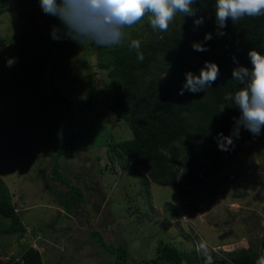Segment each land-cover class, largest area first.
Returning <instances> with one entry per match:
<instances>
[{
	"label": "rangeland",
	"instance_id": "rangeland-1",
	"mask_svg": "<svg viewBox=\"0 0 264 264\" xmlns=\"http://www.w3.org/2000/svg\"><path fill=\"white\" fill-rule=\"evenodd\" d=\"M25 7L53 49L55 69L50 88L51 65L44 63L33 36L22 34L24 17L17 10L1 14L0 178L26 229L24 235H0L2 259H17L31 246L44 264H114L113 256L93 245L92 230L107 243L122 245L129 261L138 264H152L161 243L205 256L197 246L207 241L217 263L241 248L259 251L264 238V140L253 137L241 146L235 142L230 162L224 153L221 171L189 196L156 184L145 193L138 177L144 171L111 146L131 139V130L100 105L109 100L111 85L107 70L98 65V52L108 47L53 40V27H62L59 20L45 15L39 2ZM147 24L145 16L126 28L123 40L147 39L152 30ZM75 56L83 59L75 61ZM9 58H16L11 68L6 66ZM67 101L79 129L60 170L82 189L84 207L51 176L56 147L70 133Z\"/></svg>",
	"mask_w": 264,
	"mask_h": 264
},
{
	"label": "trees",
	"instance_id": "trees-1",
	"mask_svg": "<svg viewBox=\"0 0 264 264\" xmlns=\"http://www.w3.org/2000/svg\"><path fill=\"white\" fill-rule=\"evenodd\" d=\"M39 0H0V15L16 11L24 17L27 26L22 34L33 36L43 54V61L51 65L48 83L52 88L54 77V56L52 47L45 41L41 26L25 7ZM195 16L177 13L168 31L151 30V35L140 41L139 50L124 40L120 45L99 49L98 65L107 70L111 85L109 100L100 104L105 111L116 119L124 121L132 132V138L111 146L116 154L144 173H138L139 183L148 193L150 184L175 187L180 197L189 196L194 189L206 184L230 162L233 148L229 151L218 149L219 133L231 134L234 118L240 113L234 100H225L228 93L241 87L239 81L232 78V70L238 65L233 62L235 56L239 65L250 67L248 51L256 49L264 54V15L244 16L239 21L227 22L225 36L217 35L215 23V0H198L192 5ZM204 18L201 26L194 25L196 18ZM150 28V24H147ZM206 33L213 38L205 42ZM204 43L208 51L197 52L193 43ZM138 51L143 61L138 59ZM90 57V55H88ZM87 56V57H88ZM83 59L75 56V61ZM87 58H85L86 60ZM74 61V62H75ZM205 61L215 62L220 69L219 79L205 92L192 94L185 91L178 95L185 73L192 71L198 75ZM55 94L62 97V93ZM68 102L67 121L70 133L67 140L56 147L52 157V180L64 186L71 198L80 207L86 204L81 188L71 183V178L62 172V158L68 157L69 147L74 144L79 124L73 119L72 103ZM221 105L225 107L220 112ZM254 136L241 128L238 146ZM258 139L264 140V129ZM227 154L226 163L222 159ZM222 159V160H221ZM206 161V165L203 163ZM169 208L175 213L173 207ZM25 226L16 212L11 195L0 178V235H24ZM92 243L114 257V264H138L129 261L128 251L122 246L107 243L101 233L90 232ZM157 256L152 264H206V257L195 251L186 252L175 246L161 243L156 250ZM264 254V238L259 251L251 247L225 253L221 263L213 264H255L259 255ZM0 264H44L42 255L34 247H27L19 258L3 260Z\"/></svg>",
	"mask_w": 264,
	"mask_h": 264
},
{
	"label": "clouds",
	"instance_id": "clouds-1",
	"mask_svg": "<svg viewBox=\"0 0 264 264\" xmlns=\"http://www.w3.org/2000/svg\"><path fill=\"white\" fill-rule=\"evenodd\" d=\"M198 0H39V6L45 15L57 18L62 27L54 26L51 32L53 40L70 39L78 44L92 41L100 47L120 45L125 36V29L140 22L145 16L153 31L166 32L174 21L177 13L185 16H195L192 5ZM264 15V0H215V23L217 35L225 36L219 31L227 27V22L239 21L244 16ZM194 25L201 26L204 18H196ZM212 33H206L204 41H210ZM131 47L139 50L140 41L133 40ZM192 49L197 52L208 51L204 43H193ZM250 67L239 65L235 56L233 62L238 66L232 70V78L239 81L241 87L228 93L225 100H234L239 110V117L234 118L231 134H218L217 142L220 151H229L235 147V140L240 139V130L251 133L254 137L264 129V54L251 49L247 53ZM138 59L143 61L142 53L138 51ZM16 58H9L6 66L11 68ZM220 69L215 62L205 61L196 75L192 71L185 73L178 95L185 91L197 94L205 92L219 79ZM225 107L221 105L220 112ZM206 256V264H213L207 241H201L197 246ZM255 264H264V254L258 256Z\"/></svg>",
	"mask_w": 264,
	"mask_h": 264
}]
</instances>
